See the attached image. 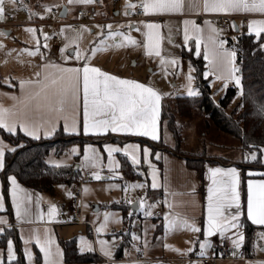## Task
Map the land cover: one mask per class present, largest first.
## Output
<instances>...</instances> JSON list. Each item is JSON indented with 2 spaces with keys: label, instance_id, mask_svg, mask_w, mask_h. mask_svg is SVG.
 <instances>
[{
  "label": "snow or ice",
  "instance_id": "obj_1",
  "mask_svg": "<svg viewBox=\"0 0 264 264\" xmlns=\"http://www.w3.org/2000/svg\"><path fill=\"white\" fill-rule=\"evenodd\" d=\"M95 0H67L68 5H90ZM8 3L21 11H26L28 19L31 20L38 14L29 9L25 4L17 3V0H8ZM43 12L48 13L52 7H61L60 5H41ZM125 13L128 14L129 9L139 8L145 16L156 14H183L187 8L190 12L199 14H260L264 16V0H202L200 4H194L192 0H139L138 4L126 2L124 5ZM62 12L61 15H65ZM5 0H0V21L6 16ZM41 19L44 17L41 16ZM140 27H136L131 22L128 25H117L116 30H113L112 24L97 25L99 29L97 37L98 43H95L90 49L81 50L78 46L80 36L85 31H91L81 25L78 29L73 30L72 27L65 26L59 30L60 35L65 32L72 33L71 36H65L68 42L63 47L59 48L60 59L64 62L57 64L48 60L49 53L41 52V41L38 38V30L34 27H26L24 31L31 37L34 42L31 49L25 48L21 51L27 53L30 57L40 56L43 62L40 67L42 71L36 72V79L19 80L20 95H12L10 99L20 105L19 112L15 110L16 105L12 108L0 107V129L7 132L9 135H15L17 131L22 132L25 136L32 139H40L41 131L44 138L52 137L57 132V126L60 120H63V132L67 135H80L81 123L75 114L79 108L80 93L82 91V133L85 136H105L109 133L115 135H127L137 137H147L152 141H159L158 124L161 118L162 95L149 84L141 83L133 79L119 78L115 75L102 71L99 67L91 64L92 58L96 53L104 50L110 45L106 41L112 40L116 48L126 47L128 45L136 46L138 42L130 35L120 29L127 27L141 31L143 36L142 47L146 56H155L160 58L161 64H169L173 68L177 67L178 58L172 56L170 59H165L161 54V40L163 37L160 34L161 24L151 21L139 22ZM232 29L237 30V25L233 23ZM243 27V25H241ZM222 30L216 28L212 21L204 20L203 26L196 23L195 20L185 19L183 21V46L189 48V41H195V55H201V45H203V58L207 61L203 73L204 79L214 76L216 80L223 82V88L228 87L229 82L234 83L237 88V96L242 99L240 108L245 106V102L250 104L255 114L264 118V95L255 97L253 95L246 96L242 87L241 77L237 73L240 69L236 66L237 52L235 48H225L227 43L223 39H218ZM247 34L254 36L255 41L259 42L258 47L264 50V19H248ZM6 32H0V36H6ZM39 35L43 36V47L48 48L47 41L51 37L39 30ZM116 37H120V41H116ZM235 39V37H234ZM168 40L172 43L171 35ZM70 45H77L73 52H67L66 49ZM3 45H0L2 48ZM90 53V54H89ZM69 61H74V66H65ZM52 70V71H49ZM195 69L191 64L188 66L187 81V97H197L201 93L192 87V82L195 79L192 72ZM167 75V70H165ZM7 78L5 83H7ZM82 86V87H81ZM210 86V85H209ZM43 100V103H37L35 110L39 112L41 108L45 110V116L41 119H32L30 117L29 105L33 100ZM18 145L9 147L0 140V171L6 170V152L14 153ZM250 151L243 156L244 162L258 161L264 163V146L255 143H248ZM77 147L70 150L69 155L77 154ZM103 152L107 154V169L109 175L104 177L107 180H122L119 175L121 163L117 160L115 154H122L127 158L133 168H136L141 163L148 166L147 175L151 176V189L156 190L160 187L158 182L157 172L155 167L150 162V149L144 147L141 150L140 145L125 143L123 147L116 144L105 142L103 144ZM257 152L260 153L258 160ZM142 153V155H141ZM159 158V154H156ZM101 153L91 144H86L83 148V158L80 168L97 169L103 167L100 163ZM49 167L61 168L63 165L58 161H48ZM256 173L249 172V176ZM264 175V172L259 173ZM208 176L210 184L207 188V211L203 220L202 227L197 226L195 221L187 218L178 217L170 213H164L163 216V239L176 230H186L188 232L199 235L202 233L203 239H195L188 241L190 247L181 251L171 245L164 243L165 250L177 252L183 256L194 254L198 258H205L208 250L213 249L211 238L217 236L220 244L228 241L231 245L232 255L234 257H243L242 248L248 240L247 226L244 217V204L241 198L240 191V175L236 167L221 168L209 167ZM91 177L93 180L100 181L102 176L100 171H92ZM7 181L10 185L8 193L11 197V206L15 212L17 223L31 222L26 218L30 215L29 205L31 196L22 195L24 189L17 182V177L12 174L7 176ZM62 187V186H61ZM147 183H131L119 184L112 183L108 189H122L127 194L132 189L145 190V196L139 198L138 211L147 220L154 215L152 209L157 206L159 201L147 203ZM89 190L83 189L84 193ZM67 196L71 198L72 193L68 192ZM120 201H115L119 203ZM124 202L128 205L136 206L137 202L129 199L127 195L124 197ZM166 207H169L167 201L164 202ZM39 206V198H37V207ZM86 206V205H85ZM5 211V198L0 196V212ZM133 212L129 211V217L133 216ZM58 215L57 208L52 205L48 209V219ZM99 215V213H97ZM120 222L117 214L105 211L104 220L95 228L97 235H102L109 221ZM246 221L252 226H256L255 238L252 242L253 250H264V245L259 242L264 241V180L253 181L248 180L247 183V202H246ZM131 227L137 226V221H129ZM0 235L7 234V229L11 227L9 220L0 216ZM153 229L155 225L151 226ZM149 228H144L145 239L143 241V250L146 252L149 247L147 233ZM126 234L130 235L132 247L139 254L141 249L138 247L140 236L136 232L126 230ZM113 241L109 244L108 241L100 239L97 243L100 245V252L109 261L110 264H117L114 253L117 249L116 233H112ZM21 241L25 245L24 257L28 264H33V252L28 245L35 243L39 253L42 255L43 264H54L53 257L59 256V250H53V239L48 235L45 229L43 238L35 230L31 236L24 237L21 234ZM161 237H156L160 241ZM198 245V251H195V246ZM95 249L92 245L81 239L80 251L83 253L93 252ZM127 255V249L124 250ZM214 251V249H213ZM223 256V253H221ZM6 260L7 264H13L16 261V252L14 249V241L8 238L6 242ZM0 264H5V260L0 257ZM190 264H198V261L191 260ZM264 264V262H261Z\"/></svg>",
  "mask_w": 264,
  "mask_h": 264
},
{
  "label": "crops",
  "instance_id": "obj_2",
  "mask_svg": "<svg viewBox=\"0 0 264 264\" xmlns=\"http://www.w3.org/2000/svg\"><path fill=\"white\" fill-rule=\"evenodd\" d=\"M21 2L25 4L29 9L36 12L38 15L34 16L31 20H29L26 11L19 10V8L14 7L12 4L8 3V0H5L6 12L8 15L11 16L12 21L15 24L9 23L4 27L5 29L3 28V30L7 33V35L14 34L17 38H15V40L13 39V41H5L0 36V45H3V47L0 48V107L3 108H12L13 105H16V102L10 99V96L20 95L19 80L21 78L36 79V72L42 71L40 65L43 62L41 61L39 55H37L36 57H30L27 55V53L21 51L25 48L31 49L34 43L31 40V37L24 31L25 27H35L38 30V38L41 41L40 50L41 52H44L46 54L50 51V55H48L49 61L55 62L57 64L64 63L60 59L59 53V48L64 46L60 43L61 38L59 30L67 25L59 26L57 28L59 41L54 44L50 39L47 41L49 47L47 49L44 48V39L43 36L39 35V30H42L44 33H47L49 36H51L52 29L48 25H46L44 21H51L54 16H52L50 12L44 13L41 5H60L61 7H52L58 11V16L60 10L65 7V9H67L66 14L65 17L62 18H64L66 21L76 19L75 13L78 9H91L93 11L92 22L82 24L88 25V29H90L91 31H88V35L84 34L80 36V42H78V45H80V47L85 37H87L88 41L92 38H98L97 32L99 31V29L96 27L97 25L112 24L114 31L116 30L117 25H128L129 22H131L136 27H140L139 22H133L130 20V16L135 9H129L128 14H126L124 8L126 2L138 4L139 0H95L93 4L87 6L68 5L67 0H17L18 4ZM192 2L194 4H200L202 3V0H192ZM222 15L224 14H204L203 12L196 14L195 12H190L186 8L183 14H156L148 16L162 17V21L159 22V24L162 25L160 29V34L163 37L160 44L162 56L165 59H170L172 56L177 57V64H187V71L188 66L190 64L189 58H200L202 60L204 73L206 71L205 65L207 61H205L203 58V45H201L200 56L195 55L194 40L189 41V48L183 46V21L185 19L195 20L197 24L203 26L204 20H210L215 26L214 17ZM41 16H43L44 18L41 19ZM228 16L233 18V23L237 25V30L234 31L232 27L222 29L218 37V39H223L227 42L225 44V48L228 49L235 48L234 43L236 35L240 33L247 34L248 19H264V16H261L260 14L233 13ZM2 22L3 20L0 21V23ZM32 22H40L42 24L34 25ZM241 25H243V27H241ZM49 28L51 30V33H48ZM120 30L125 32L127 35H130L133 39L138 42V44L136 46L128 45L126 47L116 48L114 46H111L113 44L112 40H108L106 42L110 46L96 53V55L91 60V64L93 66L99 67L102 71L115 75L119 78L133 79L141 83L149 84L161 93V104L169 101L175 96H184L179 95V92H177L176 94V89H180V85L177 82H172V80L175 79L176 76L168 72L166 75L165 70H168V68L162 70V73L159 71V66L162 65L160 63V58L155 56L150 57L144 54V49L142 47L144 38L142 36L141 31L128 29L127 27L122 28ZM169 35H171L172 37V43H170L168 40ZM65 36L71 35L69 32H65V34L63 35L64 39ZM115 39L117 42L120 41V37H116ZM84 49L85 47L82 46L81 50ZM73 50H69L68 48L66 49V52H73ZM65 66H74V61H69ZM236 66L238 67L237 63ZM157 68L158 71L161 73V76L159 74H155V70ZM191 74L194 77V72H192ZM237 74L240 75V73ZM6 78L8 80L7 83H5ZM206 81L208 86L210 85L209 88L211 97L216 103H218V101L223 97L225 91L228 88L233 87L235 89V95L238 91L234 83L231 82H229L228 87L224 89L223 82L220 80H216L215 77L211 75ZM37 103H43L42 98L39 100H33L32 103L29 105V108L27 109L32 119H41L46 114L43 108H41L39 112L35 110V106ZM20 109L21 106L16 105L15 110L19 112ZM163 109L164 108L162 107V110ZM75 114L77 116V119L81 123V134H65L63 132V120L59 121L57 126V132H61L67 136L77 137L78 139L72 142V144L61 154H56L54 151H50V153L45 157V162L48 158L52 159L50 157L51 155L53 158H59V156L63 155L71 147L78 146L79 155L74 156L75 161H73L71 164L62 165L73 166L75 170H77L79 173V176L75 182H78L80 184L82 190L84 220L89 221L93 225L94 232L95 228L99 226L101 222H103L105 211L117 214V218L120 222H114L110 220L105 232L102 235L98 236L95 232L94 240L90 238L88 228L84 225H63L58 227L51 225L52 222H54L58 216L66 213L69 205V197L67 196V193L71 192V186L69 184H56L53 186V190L50 193H47L32 190L23 186L17 181L20 184L21 188L24 189L22 195L31 196V203L29 205L30 215L26 218L28 221L31 222L17 223L15 218V212L11 206V197L10 195V198L7 196V191L10 185L7 181V176L4 175V171H0V196L5 198V211L0 212V216L6 217L9 220L10 225H14L7 229V234H5V242L3 244H0V248H3L5 250L7 239L12 238L14 241L16 260L20 259L25 264H28L24 257V251L19 250L20 242L18 239V235L20 231L23 229L43 228L44 230L47 229L48 235L51 233L50 236H54L55 234L56 237L53 239V241L56 243L60 255L53 257L54 264H110V261L100 252V245L97 243V241L103 238V240H106L109 242V244H111L113 241L112 233H116L117 249L114 253V256L117 264H190V261L194 260V258L197 257L196 255L189 254V256H183L178 254L177 252L165 250L163 248V244L167 243L172 247L183 251L188 247L192 246L187 243L188 241H192L197 238L203 239L202 233L198 237L197 234L188 232L186 230H176L170 233L166 239H163V216L164 213L167 212L178 217H183L191 221H195L197 226L202 227L203 220L206 216L208 203L207 188L210 184V179L208 176L209 167H221L225 169L229 167L237 168L241 181V198L244 204V217H242V219L246 220L248 180H264V175L259 174L264 172V170H260L259 168L256 169V167L253 165L254 162H244L243 156L249 151L243 152L242 149L239 148L237 140L234 141L233 144L225 145L216 142V140L211 139L212 142H206L204 146H201L200 144L196 145L195 149L192 152L196 154L195 158L201 161V175H199L196 169L188 167L186 163L185 158L187 157L186 155L189 154L183 153L178 155L172 152L171 146L173 145V138L170 135V138H168L171 142L165 141V133L168 131V129L164 130V126L161 125V118L158 124V134L160 139L159 141H152L150 138L147 137L115 135L111 133L99 137L83 135L82 91L80 93L79 108L76 110ZM19 133L23 134L22 132ZM56 133L49 138H44L42 131L40 134V139H32L28 136L26 137L38 141L52 140ZM168 133L170 134L169 131ZM183 138L184 143H186V137L183 136ZM205 139H207V136L205 137ZM0 140H2L9 147H13L8 141L4 140L3 138L0 137ZM105 142L113 143L120 147H123L125 143L138 144L140 145L141 150L144 147H148L150 149L151 155L149 159L157 172L158 182L160 184V187L158 189L152 190L150 187L151 176L147 175L149 171L147 165L141 163L136 168H133L131 163L127 161V158L124 157L122 154H115V156L117 160L121 163L119 175L122 176L123 179L112 181L121 185L131 183L148 184L149 187L147 189V197L151 200L150 203L155 201H159V203L155 208L152 209L154 215L148 218L147 220H145V218L138 211L139 198L145 196V190L132 189L127 194H125L122 189H115L118 191V193L115 192V196L113 198H107L112 197L108 195L113 194V192L111 190H106L108 188L105 186L111 181L104 179V177H107L109 175L107 169V154L103 152V144ZM86 144H91L101 153L100 163L101 165H103V167L97 169L80 168V158L83 157V148ZM152 148H154V150ZM157 153L159 154V158H157L156 156ZM89 170L100 171L102 181L100 182L93 180L91 177V172ZM250 171L256 174L249 176ZM85 172H88L90 174V177L87 180H82L83 174ZM112 182H110L109 184H112ZM82 187L87 188L89 191L87 193H84ZM125 195H127L129 199H132L137 202L135 208L132 209L131 205H128L124 202ZM37 198H39L38 207ZM165 200L167 201L169 207L165 206ZM90 201L93 205H95V209H93L92 211H90L87 205L85 206L86 202ZM115 201L120 202L115 203ZM52 205L57 208L58 215L49 220L48 209ZM102 209L103 215H97L96 211L99 212ZM129 211H132L134 213L133 216L129 217ZM130 220L137 221V226L131 227L129 223ZM152 225H155L154 229L151 227ZM69 226H73V229L70 232H66L65 228ZM146 226L149 228V231L147 233V239L150 243L147 251L145 252L143 250V241L145 239L144 228ZM0 227L5 226L0 225ZM56 228H59L60 231L63 230V232L68 233L67 236H59V234L56 232ZM77 230L79 231V235H76ZM84 230L85 232H87L85 233ZM126 230L134 231L137 233V235L140 236V243L138 245V247H140L141 249L140 256H138L137 251L133 249L132 243L130 242V235L126 234ZM256 231L257 229L253 232L251 245L248 249L249 254H247L246 256L247 259L236 261L221 260L216 262L215 264H261V262H264V250H253L252 248V242L255 238ZM84 234H86V237L84 236ZM2 236L4 235H0V238ZM156 237H161L162 239L160 241H157ZM81 239L89 242L95 250L93 252L85 251L82 253L80 251ZM211 241L213 243V249H215L216 245L220 243L217 236H213L211 238ZM64 242L72 243V248L74 251H76L78 255H90L92 261L67 262L65 260L62 248ZM259 243L261 245H264V241ZM31 248L33 250V264H43L42 255L39 253V250L35 247L34 243L31 245ZM125 249H127V255H125ZM213 249L208 250L205 257L211 255ZM53 250L55 251L56 249ZM195 251H198V245L195 246ZM0 257H2L5 260V264H7L6 251H0ZM198 264L203 263L198 261Z\"/></svg>",
  "mask_w": 264,
  "mask_h": 264
},
{
  "label": "trees",
  "instance_id": "obj_3",
  "mask_svg": "<svg viewBox=\"0 0 264 264\" xmlns=\"http://www.w3.org/2000/svg\"><path fill=\"white\" fill-rule=\"evenodd\" d=\"M258 43L253 36H249L248 34L240 33L236 35L234 43L237 52L236 63L240 69L241 83L246 96L250 94L255 97L264 95V50L259 49ZM189 61L195 69L194 83L196 89L201 94L197 97L175 96L163 103L162 107H169L172 102L179 101L177 104V112L179 114H184L187 107L190 108L189 111L193 108L200 110L207 117L206 128L208 124H212L219 132L234 137L237 139L243 152L250 151L249 147L246 146V141L264 146V118L257 116L251 105L246 102L245 106L240 108V104L244 102L241 98L229 112L230 114H228L226 107L234 98L235 89L233 87L228 88L218 103L214 102L211 97L210 88L203 76L202 60L190 57ZM162 112L161 125H163V120H166L167 128L175 142V150L172 149V152L178 155L183 154L180 149L184 138L182 134L180 135L181 130L179 132V130L174 129L175 125L173 121L175 119L173 113L169 112L166 117ZM179 129L181 128L179 127ZM0 137L8 141L13 147L20 145V143L22 145L21 147H17L14 153H6L5 176L14 174L17 177V181L23 186L38 192L47 193H50L56 184H69L71 186L76 183L75 181L79 173L73 166H63L61 168L49 167L45 162V157L50 151H54L56 154L63 153L72 142L78 139L77 137L57 132L52 140L38 141L32 140L19 132L15 135H9L2 129H0ZM56 138L64 139L59 140ZM55 139L59 141L55 142ZM57 143H60V146H57ZM152 149L154 150V148ZM257 154L259 160L260 153L257 152ZM186 156L185 160L188 167L196 169L199 175H201V161L195 158V156ZM257 163L260 162L254 161V164ZM245 223L248 240L243 250L247 256L256 226H252L246 220ZM4 242L5 235L0 238V244ZM62 248L67 262L92 261L91 256L88 254L78 255L73 250L72 243L64 242ZM13 264L25 263L18 259Z\"/></svg>",
  "mask_w": 264,
  "mask_h": 264
},
{
  "label": "rangeland",
  "instance_id": "obj_4",
  "mask_svg": "<svg viewBox=\"0 0 264 264\" xmlns=\"http://www.w3.org/2000/svg\"><path fill=\"white\" fill-rule=\"evenodd\" d=\"M50 20H47V21H44V23H47L49 22ZM63 26V25H62ZM69 26V25H67ZM81 26V25H80ZM79 26V27H80ZM85 26L86 28H88L89 26L88 25H83ZM72 27V26H71ZM78 27V28H79ZM26 28V27H25ZM35 28V27H34ZM5 29V28H4ZM73 29V28H72ZM49 32L48 33H51L50 31V28L48 29ZM47 31V30H46ZM0 32H4L3 28H0ZM68 33V32H67ZM70 33V32H69ZM88 31H85L82 33V35L86 34L88 35ZM70 35H72V33H70ZM2 39H4L5 41H13V39L15 40V38H17L14 34L12 35H6V36H1ZM60 43L61 45H64L65 43H67V40L64 39V37L62 35H60ZM80 42V41H78ZM99 42V39L98 38H92V39H87V37L84 38L83 42L81 43V47L84 46L85 49H88V48H91L92 46H94L95 43H98ZM79 44V43H78ZM107 45H109L107 42H106ZM75 46L77 45H70L69 47V50H73L75 48ZM80 47V45H78ZM80 47V49H81ZM67 53V52H66ZM1 54V53H0ZM185 65V66H184ZM177 64V67L176 68H173L171 65L169 64H162L159 66V71L162 73V70H164L165 68H168L167 72L170 73V74H174L176 76L175 79L172 80V82H177L179 85H180V89H176V94L177 92H179L178 94L179 95H184V96H187L186 95V91H187V81H186V76L188 75V71L186 69V65L187 64ZM158 71V68L155 70V74H159L161 76V73ZM193 85L192 87H196L195 86V83H194V80H193ZM183 86V87H182ZM239 98L237 96V93L236 95L234 96V98L231 100V102L228 104V106L226 107V112L228 114H230L229 112L236 106V104L239 102ZM179 101H175V102H172V104L169 106V107H165L162 111L163 115L167 117V114L170 112V113H173L174 115V121H173V124L175 125L174 129L175 130H181V133L180 135L182 134L184 137H186V143H184L183 141V144L181 146V149L180 151L182 153H186V154H189V155H192V156H195L196 154L194 152H192L196 145H201V146H204L206 144V142H212V140H216V142H219L221 144H225V145H230V144H233L234 141H236L237 139H235L234 137L228 135V134H225V133H221L219 132L212 124H208L207 128L205 127V125L207 124V120H206V115L204 113H202L200 110L198 109H195L193 108L191 111H189L190 108H185L186 110L184 111V114H179L177 112V104H178ZM187 116V117H186ZM182 126H181V125ZM163 126H164V130L165 129H168L167 127V124H166V120H163ZM179 127L181 129H179ZM169 131V130H168ZM168 131L165 133V141L167 142H171L169 141L170 139V135L172 136V134L168 133ZM170 132V131H169ZM203 134V135H202ZM167 136V137H166ZM207 136V139H205V137ZM169 137V138H168ZM56 139H59V138H56ZM55 139V142H58L59 140H62L64 138H60L58 141ZM197 139V140H196ZM173 141V145L171 146L173 150H175V142L174 140L172 139ZM238 142V141H237ZM187 144V145H186ZM21 145V143H20ZM159 145H163V144H159ZM57 146H60V143H57ZM238 146H239V143H238ZM73 147H77L78 149V152L77 154L75 155H69L70 153V150L73 148ZM71 147L68 151H66L63 155L59 156V158H53L52 155L50 156L52 159L48 158L46 160V162L48 161H58V162H61L62 164H71L73 161H75V158L74 156H77L79 155V147L78 146H73ZM190 148V149H189ZM240 148V146H239ZM241 149V148H240ZM83 157H81L80 159L82 160ZM48 164V163H47ZM256 169H260V170H264V163L261 164V163H257V164H253ZM91 173L93 170H89ZM102 180H100L101 182ZM112 182V180L110 181ZM109 182V183H110ZM106 184L105 186L108 188V186L110 184ZM112 183H115V182H112ZM82 189H84L82 187ZM139 190V189H137ZM111 191L113 192V194H109L108 196H112V197H107V198H113L115 196V192L118 193L117 190L115 189H111ZM7 196L9 197V193L7 191ZM10 198V197H9ZM148 198V197H147ZM151 200L148 198L147 199V203H150ZM88 206V208L90 209V211H92L93 209H95V205H93L90 202H86V204ZM87 208V209H88ZM97 213H99V215H103V209L100 210L99 212L96 211ZM58 227V226H57ZM53 229V228H52ZM66 229V230H65ZM64 230L67 232V231H71L73 229V226L72 227H67L65 228ZM33 230H35L37 232V234H39L41 236V238L44 237L45 235V230L43 228H36V229H23L20 231L19 235H18V239H19V242H20V248L19 250L20 251H24V248H25V245L22 243L21 240V234L24 236V237H29L31 236ZM56 232L59 234V236L63 237V236H67L68 233L66 232H63L59 230V228H56ZM85 232V230H84ZM87 232V231H86ZM85 232V233H86ZM88 234V233H87ZM51 235V233L49 234V236ZM76 235H79V231L77 230V234ZM84 236L86 237V234H84ZM52 239L56 238L55 237V234L54 236H50ZM98 239V238H97ZM103 239V238H102ZM90 240V239H89ZM34 243V242H33ZM32 243V244H33ZM28 245L29 249L31 251L32 248H31V245ZM35 244V243H34ZM53 249H57V246H56V243L54 242V244L52 245ZM0 251H6V247H5V250L3 248H0Z\"/></svg>",
  "mask_w": 264,
  "mask_h": 264
},
{
  "label": "built area",
  "instance_id": "obj_5",
  "mask_svg": "<svg viewBox=\"0 0 264 264\" xmlns=\"http://www.w3.org/2000/svg\"><path fill=\"white\" fill-rule=\"evenodd\" d=\"M50 14L53 17V19L46 23L51 29V41L52 43H57L59 41V36L57 33V28L62 25H70L72 26L73 30L78 29V27L82 24H87L92 22L93 17V11L91 9L89 10H82L78 9L76 10L75 16L76 19L66 21L64 18H60L58 16V11L55 8H51ZM121 20V19H120ZM130 20L133 22H142V21H151V22H161L162 17L156 16V17H150L145 16L142 11L139 8H136L133 13L130 16ZM215 26L218 29H226L228 27H231L232 23L234 22L233 18L228 15H222V16H215L214 17ZM15 24L12 21V18L10 15L6 14V16L3 19V22L0 23V27L4 28L7 24ZM33 23V22H32ZM31 24V23H29ZM34 25H40L42 23L40 22H34ZM90 177V174L88 172H85L83 174L82 180H87ZM72 196L69 198V205L66 213L63 215H60L57 217V219L52 222L51 225L54 226H63V225H84L88 228L89 236L92 240L95 238V232L93 225L89 222L84 220L83 217V195L81 186L78 182L71 185L70 189ZM14 226V225H11ZM244 253V250H242ZM221 253H223V256H221ZM140 256V253L138 254ZM140 258V257H138ZM247 259L245 253L243 257L236 256L234 257L232 255V249L231 245L228 242H224L222 245L218 243L212 252L211 255L205 257V258H194V260H198L202 262L203 264H215L218 261L221 260H230V261H236V260H245Z\"/></svg>",
  "mask_w": 264,
  "mask_h": 264
},
{
  "label": "water",
  "instance_id": "obj_6",
  "mask_svg": "<svg viewBox=\"0 0 264 264\" xmlns=\"http://www.w3.org/2000/svg\"><path fill=\"white\" fill-rule=\"evenodd\" d=\"M62 12H65V7H63V8L60 10L59 17H61V18H62V17H65V15H61ZM131 208L133 209V208H135V206H132V205H131Z\"/></svg>",
  "mask_w": 264,
  "mask_h": 264
}]
</instances>
